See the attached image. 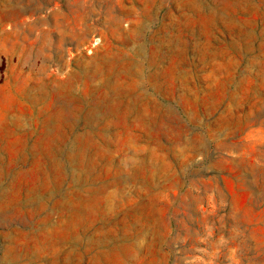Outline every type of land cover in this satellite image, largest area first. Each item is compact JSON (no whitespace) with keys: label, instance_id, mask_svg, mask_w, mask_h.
I'll return each mask as SVG.
<instances>
[{"label":"rangeland","instance_id":"374dc122","mask_svg":"<svg viewBox=\"0 0 264 264\" xmlns=\"http://www.w3.org/2000/svg\"><path fill=\"white\" fill-rule=\"evenodd\" d=\"M0 264H264V0H0Z\"/></svg>","mask_w":264,"mask_h":264}]
</instances>
